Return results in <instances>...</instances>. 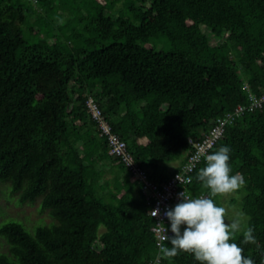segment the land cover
<instances>
[{
	"label": "trees",
	"instance_id": "16d2710c",
	"mask_svg": "<svg viewBox=\"0 0 264 264\" xmlns=\"http://www.w3.org/2000/svg\"><path fill=\"white\" fill-rule=\"evenodd\" d=\"M140 1L133 20L102 3L86 5L78 21L89 19L96 37L73 45L74 30L29 41L23 25L36 11L23 0H0V180L11 181L22 202L42 197L56 219L35 231L2 224L14 258L0 252V264H147L155 257L148 204L99 134L90 95L150 177L163 182L186 161L190 138L201 140L218 116L264 93V0ZM221 146L230 148L232 174L246 181L243 210L257 244H242L241 232L234 242L262 264L264 106L229 124L209 154ZM204 166L193 173V194L207 190L196 178ZM159 264L199 262L180 253Z\"/></svg>",
	"mask_w": 264,
	"mask_h": 264
},
{
	"label": "clouds",
	"instance_id": "9594fccd",
	"mask_svg": "<svg viewBox=\"0 0 264 264\" xmlns=\"http://www.w3.org/2000/svg\"><path fill=\"white\" fill-rule=\"evenodd\" d=\"M229 153L228 146H221L217 151L204 155L205 166L198 171L196 178L208 190L207 196L192 198L183 191L178 194L180 202L165 211L172 236L166 235L168 229L163 222L157 223L160 239L170 241L171 245L159 246L162 257L171 259L180 253H188L199 264H255L251 257L243 254L244 248L234 242L236 234L242 231V244H257L254 228L248 226L242 230L239 217L229 223L226 209L218 206L214 199L232 194L246 184L242 174H232ZM152 213L158 216L159 209Z\"/></svg>",
	"mask_w": 264,
	"mask_h": 264
},
{
	"label": "rangeland",
	"instance_id": "374dc122",
	"mask_svg": "<svg viewBox=\"0 0 264 264\" xmlns=\"http://www.w3.org/2000/svg\"><path fill=\"white\" fill-rule=\"evenodd\" d=\"M23 2L28 9L36 11L34 16H31L28 22L23 25V32L29 41H39L51 29L54 33L65 31L67 34L74 30L78 34V39L73 41V45L96 37V27L90 23L89 19L78 21L79 16L87 13V7L102 3L112 7L109 12L114 16L123 12L126 17L133 20L134 8L141 3L140 0H49L47 3L42 0H23ZM145 5H149V2ZM203 29L211 35L206 26H203ZM211 37L216 42L222 40L212 35ZM51 40L53 41L54 38ZM243 195L244 191L240 189L227 196L219 197L222 207L227 211L226 220L230 223L239 217L242 221V230L248 227L250 218L243 210ZM41 200L42 197H38L33 202H22L20 193L13 190L11 181L0 180V226L9 221H18L24 224L28 230L35 231L39 225H51L56 219L51 216L49 209L42 207ZM100 229L104 230L105 227L102 225ZM0 252L11 259L14 258L3 234H0Z\"/></svg>",
	"mask_w": 264,
	"mask_h": 264
},
{
	"label": "built area",
	"instance_id": "2783aa9c",
	"mask_svg": "<svg viewBox=\"0 0 264 264\" xmlns=\"http://www.w3.org/2000/svg\"><path fill=\"white\" fill-rule=\"evenodd\" d=\"M86 103L90 117L98 125L99 134L108 141L109 152L122 160L133 179L139 183L140 191L148 204V214L154 219L152 230L155 234L157 245L155 257L151 258L147 264H159L162 261V256L159 255V246L161 244L166 246V241L160 239L161 233L156 231L157 223L163 222L168 229L166 235L172 236L170 223L164 213L167 209L174 208L180 202L178 194L184 191L186 195L192 198L209 194L208 190L198 194H193L190 191L189 185L193 182L195 169L204 160V155L209 154L218 140L223 137L229 124L233 123L236 118L242 116L246 111L260 109L264 106V93L261 95L250 93L249 102L240 103L233 110L218 116L209 132L201 140L195 141L190 138L193 148L189 152L186 161L168 180L163 182L156 181L150 177L148 169L137 160L133 150L128 146V142L114 131L112 123L104 114L97 99L90 95ZM198 156L199 159H196ZM156 209H159V215L153 216L152 212Z\"/></svg>",
	"mask_w": 264,
	"mask_h": 264
},
{
	"label": "crops",
	"instance_id": "0c3cea01",
	"mask_svg": "<svg viewBox=\"0 0 264 264\" xmlns=\"http://www.w3.org/2000/svg\"><path fill=\"white\" fill-rule=\"evenodd\" d=\"M176 162H177V163H176ZM176 162H173L172 164H175V163H176L175 165H178V164L180 163L179 161H176Z\"/></svg>",
	"mask_w": 264,
	"mask_h": 264
}]
</instances>
